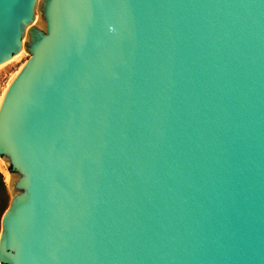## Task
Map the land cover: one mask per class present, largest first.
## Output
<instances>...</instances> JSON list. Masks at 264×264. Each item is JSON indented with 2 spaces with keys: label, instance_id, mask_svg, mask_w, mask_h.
<instances>
[{
  "label": "water",
  "instance_id": "water-1",
  "mask_svg": "<svg viewBox=\"0 0 264 264\" xmlns=\"http://www.w3.org/2000/svg\"><path fill=\"white\" fill-rule=\"evenodd\" d=\"M26 58L0 264H264V0H0Z\"/></svg>",
  "mask_w": 264,
  "mask_h": 264
},
{
  "label": "rangeland",
  "instance_id": "rangeland-1",
  "mask_svg": "<svg viewBox=\"0 0 264 264\" xmlns=\"http://www.w3.org/2000/svg\"><path fill=\"white\" fill-rule=\"evenodd\" d=\"M27 60H28V58H26L25 60L21 61L20 63L16 64L15 66L11 67L10 69H8V70H6V71H4L3 73L0 74V97L2 96V94H3L4 90H5V88L7 87V85L11 82L13 77L16 74L19 73V71L21 70V68L26 63ZM8 173H9V175H11L10 172H8ZM3 178H4V181H5V177L4 176H3ZM5 184H6V189H7V185L8 184L6 182H5ZM7 196H8V202H7V207H8V203H9V200H10V194H9L8 189H7Z\"/></svg>",
  "mask_w": 264,
  "mask_h": 264
},
{
  "label": "trees",
  "instance_id": "trees-1",
  "mask_svg": "<svg viewBox=\"0 0 264 264\" xmlns=\"http://www.w3.org/2000/svg\"><path fill=\"white\" fill-rule=\"evenodd\" d=\"M7 202H8V196H7L6 184L3 175L0 171V222L5 210L7 209Z\"/></svg>",
  "mask_w": 264,
  "mask_h": 264
},
{
  "label": "bare ground",
  "instance_id": "bare-ground-1",
  "mask_svg": "<svg viewBox=\"0 0 264 264\" xmlns=\"http://www.w3.org/2000/svg\"><path fill=\"white\" fill-rule=\"evenodd\" d=\"M17 75V74H16ZM16 75L13 77V79L16 77ZM12 79V80H13ZM11 80V81H12ZM11 83V82H10ZM10 83L7 85V87L5 88V90H4V92H3V94H2V96L0 97V104H1V101H2V99H3V96H4V94H5V92H6V90H7V88H8V86L10 85ZM0 171H1V173L3 174V176L5 177V182L7 183V184H11L12 183V181H13V176H11V175H9V173L6 171V168H5V166H4V164H3V162H2V160H1V158H0Z\"/></svg>",
  "mask_w": 264,
  "mask_h": 264
}]
</instances>
